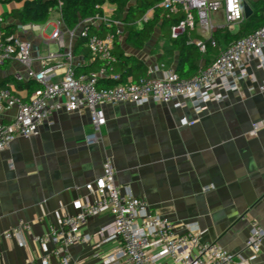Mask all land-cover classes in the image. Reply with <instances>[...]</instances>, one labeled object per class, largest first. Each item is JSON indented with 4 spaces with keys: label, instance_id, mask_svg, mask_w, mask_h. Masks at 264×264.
Wrapping results in <instances>:
<instances>
[{
    "label": "crops",
    "instance_id": "obj_1",
    "mask_svg": "<svg viewBox=\"0 0 264 264\" xmlns=\"http://www.w3.org/2000/svg\"><path fill=\"white\" fill-rule=\"evenodd\" d=\"M23 7L22 0H0V27H14L13 36L32 43L33 66L27 69L11 60L0 68V80L8 81L9 87L28 100L40 86L34 76L41 72L50 53L72 48L76 69L91 66L95 58L84 56L83 49L74 52L80 29L71 36L63 24L65 49L52 40L56 22L61 20L58 11L46 25L29 24L35 29L21 30L23 24L12 13ZM112 10V19L121 32L116 42H120L125 56L136 57L145 65L128 82L143 76L160 79L164 76L162 65L177 69L180 52L168 53L173 50L172 40L166 37L168 29L157 27L145 47L137 50L128 45L123 22L114 16L117 8L104 6L106 14ZM214 16H222L215 24H224L222 14ZM140 22L139 29L145 25ZM194 33L208 37L201 29ZM226 47L222 44L221 50ZM62 64L59 59L47 64L55 69L54 83L64 75ZM207 64L206 56L200 66ZM249 69L255 79L245 80L239 92L230 94L223 103H209L202 111L195 110L191 102L184 108L156 101L143 106L106 105L107 124L94 146L86 142L92 132L86 109L55 113L38 136L14 140L0 152V231L25 221L32 224V232L25 237L26 246L17 239L0 242V264H42L43 251L33 237L45 236L51 227L60 226L65 215L77 213L75 202L88 197L86 185L103 175L107 160L113 162L116 181L124 191L145 200L152 213L169 218L179 233L197 223L204 232V243L218 244L240 257L241 264H264V240L258 253L248 247L253 225L264 228V92L260 91L264 71L257 60L250 62ZM29 82L33 86L30 91L20 89ZM16 113V109L6 112L3 120L10 122ZM261 124L257 135L251 136ZM111 222L109 215L88 221L84 232L91 241L70 249L71 264H104L103 257L119 247L118 242L103 244L108 234L101 231ZM54 248L50 243L49 249ZM50 264H61V260L53 257Z\"/></svg>",
    "mask_w": 264,
    "mask_h": 264
},
{
    "label": "built area",
    "instance_id": "obj_2",
    "mask_svg": "<svg viewBox=\"0 0 264 264\" xmlns=\"http://www.w3.org/2000/svg\"><path fill=\"white\" fill-rule=\"evenodd\" d=\"M245 3L248 0H163L158 7L166 11L169 17L181 18L171 27L173 39L201 29L208 34L204 40L217 48L214 33L220 29L234 33L245 23ZM114 11L87 18L75 30H69L71 36H74L80 29V38L86 39L93 57L103 63L99 69L77 76L73 50L69 48L65 53H50L43 61V69L34 76L40 86L28 100H24L9 86L0 87V152L7 150L19 137L38 136L41 127L55 113H73L82 109L90 113L92 132L87 136L86 142L88 146H94L100 142L102 130L107 124L104 110L106 105L132 103L143 106L156 101L184 108L187 102H191L195 110L202 111L209 103H223L230 94L239 92L245 80L255 79L249 69L252 60H257L259 68L264 71L262 26L222 49L209 66L201 68L191 78H181L175 67L162 65L164 76L160 79L146 76L137 82L100 87V81L109 77L107 66L116 62L115 44L121 32L117 29L116 32L100 36L91 32V28L102 24L107 27L117 26L118 23L112 19ZM153 12L154 10L143 17L141 26L149 22ZM216 14L223 15V25L214 23L213 17ZM62 26V19L56 22L57 29L52 40L60 49H65ZM20 29L35 28L23 25ZM194 44L202 54L207 52L205 41L195 40ZM14 59L31 69L34 62L33 45L15 36L7 38L0 30V68ZM56 59L63 63L64 75L54 83L52 79L56 75L55 69L47 64ZM110 78L119 81L121 74L112 72ZM260 91L264 92V81ZM12 109L17 110L15 117L10 122H5L3 115ZM193 124L195 122L190 123ZM262 125L255 126L251 136H256ZM86 190L88 197L75 202L76 214L65 215L60 226L51 227L45 236L33 237V241L42 248V264H50L53 257L60 259L61 264H71L70 249L91 241V236L84 232L88 221L103 215L112 217V222L101 231L104 235L108 234L103 244L119 243L116 251L103 257L104 264H116L119 261L125 264H241L240 257L218 244L204 243V232L200 231L197 223L189 224L184 233H179L169 218L152 213L145 200L135 197L130 191H124L116 181L111 160L104 163L103 175L87 184ZM31 232L32 224L21 221L11 230L0 231V242L17 239L21 245L26 246L25 237ZM263 240L264 228L254 224L248 247L258 253ZM50 243L55 245L53 251L49 249Z\"/></svg>",
    "mask_w": 264,
    "mask_h": 264
},
{
    "label": "trees",
    "instance_id": "obj_3",
    "mask_svg": "<svg viewBox=\"0 0 264 264\" xmlns=\"http://www.w3.org/2000/svg\"><path fill=\"white\" fill-rule=\"evenodd\" d=\"M11 1V0H5ZM24 1V7L21 10H15L12 13V17L19 21L23 25H46L52 14L60 10L61 19L64 26L70 30H75L78 25L85 19L90 17H96L97 15L103 16V6L106 4L113 5L117 8L114 16L119 18L125 27L127 34V43L131 47L141 50L145 47L147 41L151 39L157 27L161 29H168L169 37L173 43V50L168 51L170 55L174 51L180 52L179 64L177 67V73L181 78H191L197 74L200 69L201 60L206 58L209 66L211 64L210 58L213 55L217 56L221 51L222 44H227V47L233 42L252 34L260 27L264 26V0H248L253 8V15L246 19L236 33H230L226 31H217L213 35V39L217 42L218 47H212L209 41L204 40L199 35H196L194 31L188 32L184 36L178 39L171 37V27L176 24L181 18L168 16L167 12L158 6L163 0H22ZM151 10H154L153 19L149 20L142 28H138V23L143 17ZM183 17V16H181ZM14 27H8L5 30L0 27V30L5 32V37H13L12 30ZM117 27H107L105 24L99 27H92L91 32L105 36L109 32H116ZM9 34H6L8 33ZM195 40L205 41L207 44V52L202 54L194 44ZM117 52L115 53L116 62L108 67L109 77L106 80L100 81L99 86L103 88L114 87L120 83H127L128 78L132 76L135 71H141L145 68V65L136 57L125 56L122 48H120V42H116ZM81 49L84 56L92 55L86 45V39L80 38L75 45L74 52L77 54ZM103 63L95 58V62L91 66H86L82 69H76L77 76L82 74H90L99 69ZM121 74L119 81L112 80L110 74ZM145 77V76H143ZM141 77V78H143ZM141 78L137 79L140 80ZM135 81V82H137ZM0 87H8V81L0 80ZM26 88L29 91L33 88L31 82L23 84L20 89Z\"/></svg>",
    "mask_w": 264,
    "mask_h": 264
},
{
    "label": "water",
    "instance_id": "obj_4",
    "mask_svg": "<svg viewBox=\"0 0 264 264\" xmlns=\"http://www.w3.org/2000/svg\"><path fill=\"white\" fill-rule=\"evenodd\" d=\"M244 10H245L246 19H249L253 15V8L250 6V4L245 3Z\"/></svg>",
    "mask_w": 264,
    "mask_h": 264
},
{
    "label": "rangeland",
    "instance_id": "obj_5",
    "mask_svg": "<svg viewBox=\"0 0 264 264\" xmlns=\"http://www.w3.org/2000/svg\"><path fill=\"white\" fill-rule=\"evenodd\" d=\"M214 21L216 22V23H220L221 22V19H222V16H214Z\"/></svg>",
    "mask_w": 264,
    "mask_h": 264
}]
</instances>
